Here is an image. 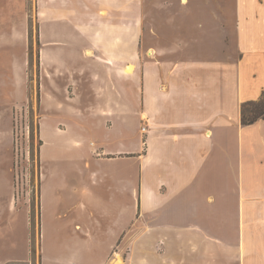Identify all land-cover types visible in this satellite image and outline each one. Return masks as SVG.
<instances>
[{"label":"crops","instance_id":"0c3cea01","mask_svg":"<svg viewBox=\"0 0 264 264\" xmlns=\"http://www.w3.org/2000/svg\"><path fill=\"white\" fill-rule=\"evenodd\" d=\"M87 1L97 6V25L83 30H94L91 38L102 54L72 56L71 62L42 56L40 213L37 220L28 209L10 215L0 228V245L12 246V254L0 264H112L114 258L124 264H264V213L246 211V204L264 201V118L241 122L242 104L259 99L264 90V0H236L240 56L232 66L189 72L176 67L167 85L156 79L147 139L128 113V0ZM46 2L41 11L55 12ZM185 72L200 89L191 91L172 79ZM66 102L84 104L89 116L104 123L127 118L136 127L127 132L126 143L109 144L93 156V182L108 187L110 197L94 194L74 212H51L54 204L42 200V191L54 170L44 164L67 127L50 122V113L69 108L81 115ZM166 105L169 121L162 117ZM80 140L69 141L76 146ZM130 160L135 161L131 177ZM130 188L137 193L134 202ZM227 204L236 212L227 214ZM36 227L37 263L31 249Z\"/></svg>","mask_w":264,"mask_h":264},{"label":"rangeland","instance_id":"374dc122","mask_svg":"<svg viewBox=\"0 0 264 264\" xmlns=\"http://www.w3.org/2000/svg\"><path fill=\"white\" fill-rule=\"evenodd\" d=\"M46 3V0H0V228L8 223L11 214L23 213L24 209L36 220L40 213L42 56H55V60L56 56H65L71 62L72 56L102 54L91 38L94 30H87L89 36L83 30L85 25L96 27L97 6L87 0H50V8L55 12L48 13L41 11ZM128 4V63L135 68L129 73L128 113L135 121L139 120L141 132L147 139L151 136V131L147 130L152 126L156 79L167 85L170 72L176 67L189 72L197 67L210 70L232 66L240 56L238 14L236 0H128ZM48 18L50 22L46 21ZM44 32L46 38H52V43H44ZM89 50L92 55L88 54ZM188 72L178 74L179 78L174 75L172 79L182 81L191 91L200 89ZM63 80L60 79V83ZM61 88L66 90L67 97L68 94L73 97L68 87L61 84ZM167 105L162 117L169 121ZM73 106L81 112L80 116L69 108L50 113V122L59 120V124L67 127L65 134L49 147L50 158L44 164L54 170L43 182L42 191V200L54 204L51 212H74L75 206L94 194L110 197L112 192L108 187L101 181L93 182V156L98 151L102 153L101 149L109 144L126 143L127 132L136 127L135 123H128L127 118L121 124L104 123L101 118L89 116L84 104L75 102ZM82 116L84 119L80 118ZM79 137L78 146L69 141ZM132 155L136 153L128 154ZM134 162L128 163L130 177ZM226 180L224 178V183ZM129 198L136 201L135 189L130 188ZM131 206L130 218H133L135 211ZM225 211L232 214L236 208L227 204ZM246 211L264 213V201L251 208L246 204ZM224 223L231 228L227 220ZM38 239L36 227L31 246L35 263L39 260ZM10 248L0 245V260L12 254Z\"/></svg>","mask_w":264,"mask_h":264},{"label":"trees","instance_id":"16d2710c","mask_svg":"<svg viewBox=\"0 0 264 264\" xmlns=\"http://www.w3.org/2000/svg\"><path fill=\"white\" fill-rule=\"evenodd\" d=\"M262 118H264V90L259 99L242 104L241 122L243 125H249Z\"/></svg>","mask_w":264,"mask_h":264},{"label":"bare ground","instance_id":"6f19581e","mask_svg":"<svg viewBox=\"0 0 264 264\" xmlns=\"http://www.w3.org/2000/svg\"><path fill=\"white\" fill-rule=\"evenodd\" d=\"M151 51H153V50H151ZM148 52H149V51H148ZM86 53H87V52H86ZM88 54H89V55H92V54H93L92 50H89V51H88ZM134 69H135V68H134V65H131V64H130V65L127 66V71L130 72V73L133 72ZM113 264H124V262L121 261V260H119V259L114 258V259H113Z\"/></svg>","mask_w":264,"mask_h":264}]
</instances>
